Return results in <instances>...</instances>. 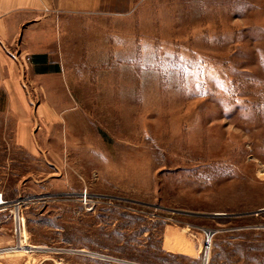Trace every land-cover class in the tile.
I'll return each mask as SVG.
<instances>
[{
  "label": "rangeland",
  "instance_id": "374dc122",
  "mask_svg": "<svg viewBox=\"0 0 264 264\" xmlns=\"http://www.w3.org/2000/svg\"><path fill=\"white\" fill-rule=\"evenodd\" d=\"M53 27L58 73L0 49V263L264 264V0Z\"/></svg>",
  "mask_w": 264,
  "mask_h": 264
},
{
  "label": "crops",
  "instance_id": "0c3cea01",
  "mask_svg": "<svg viewBox=\"0 0 264 264\" xmlns=\"http://www.w3.org/2000/svg\"><path fill=\"white\" fill-rule=\"evenodd\" d=\"M104 3L106 0H0V49L29 50L30 58L46 54L45 65L32 61L36 73H58V69L53 71L58 62L43 70L49 65V48L55 42V19L59 22L66 16L88 14L100 9ZM60 32L62 27L59 25L57 33ZM18 61L10 58V63L15 66Z\"/></svg>",
  "mask_w": 264,
  "mask_h": 264
},
{
  "label": "trees",
  "instance_id": "16d2710c",
  "mask_svg": "<svg viewBox=\"0 0 264 264\" xmlns=\"http://www.w3.org/2000/svg\"><path fill=\"white\" fill-rule=\"evenodd\" d=\"M31 59H32V61L34 63L38 62V63L44 64V65L47 62V56H46V54L35 55ZM46 69H47V67L44 66L43 67V70H46ZM57 69H58V66H55V68H54L53 71H57Z\"/></svg>",
  "mask_w": 264,
  "mask_h": 264
},
{
  "label": "built area",
  "instance_id": "2783aa9c",
  "mask_svg": "<svg viewBox=\"0 0 264 264\" xmlns=\"http://www.w3.org/2000/svg\"><path fill=\"white\" fill-rule=\"evenodd\" d=\"M28 61L30 59V57L26 58ZM5 202L2 200V196L0 194V205L4 204ZM17 222L18 225H21V220H15ZM1 264V263H0Z\"/></svg>",
  "mask_w": 264,
  "mask_h": 264
},
{
  "label": "water",
  "instance_id": "95a60500",
  "mask_svg": "<svg viewBox=\"0 0 264 264\" xmlns=\"http://www.w3.org/2000/svg\"><path fill=\"white\" fill-rule=\"evenodd\" d=\"M213 232L212 231H207V235L210 236ZM28 247V246H27ZM27 249H30V247H28Z\"/></svg>",
  "mask_w": 264,
  "mask_h": 264
}]
</instances>
